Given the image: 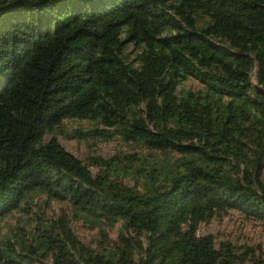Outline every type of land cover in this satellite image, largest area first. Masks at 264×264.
Wrapping results in <instances>:
<instances>
[{
  "label": "trees",
  "instance_id": "trees-1",
  "mask_svg": "<svg viewBox=\"0 0 264 264\" xmlns=\"http://www.w3.org/2000/svg\"><path fill=\"white\" fill-rule=\"evenodd\" d=\"M59 136L138 152L82 161ZM263 170L264 0H0V217L41 191L101 236L52 225L39 264H264L197 233L264 225ZM11 250L0 264H37Z\"/></svg>",
  "mask_w": 264,
  "mask_h": 264
},
{
  "label": "rangeland",
  "instance_id": "rangeland-1",
  "mask_svg": "<svg viewBox=\"0 0 264 264\" xmlns=\"http://www.w3.org/2000/svg\"><path fill=\"white\" fill-rule=\"evenodd\" d=\"M185 88L198 89L200 85L194 79L184 82ZM181 86L178 87L180 89ZM68 130H73L78 126L83 129L90 128L85 122L76 120L67 121ZM47 140L48 137L45 136ZM60 144L75 157L82 161L90 154L101 157H109L115 154L130 155L133 151L138 152L133 147L119 140H97L88 139L86 141L68 140L62 136L58 137ZM92 173L96 169L91 168ZM261 179L264 180V170L260 171ZM129 185L133 182L126 179ZM67 222L72 233L84 246L96 249L98 241L101 239L99 228L89 224L78 214H75L73 207L67 202L49 199L41 191H32L21 202L20 207L8 212L0 217V250L12 249L11 251L21 257H30L35 263L41 261L50 263V250L44 251L47 241L46 228L58 231L61 224ZM120 222L105 230L106 237L110 243L117 241ZM199 235L212 233L217 240L231 241L238 245H247L249 249L257 251L264 259V225L254 221L244 220L238 213H230L222 219H214L209 223H202L199 226ZM34 250L33 253L29 251ZM44 252V256H41ZM46 252V254H45Z\"/></svg>",
  "mask_w": 264,
  "mask_h": 264
}]
</instances>
